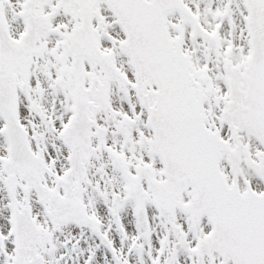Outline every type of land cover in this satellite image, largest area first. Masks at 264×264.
I'll list each match as a JSON object with an SVG mask.
<instances>
[{
  "label": "snow or ice",
  "instance_id": "6c2138e0",
  "mask_svg": "<svg viewBox=\"0 0 264 264\" xmlns=\"http://www.w3.org/2000/svg\"><path fill=\"white\" fill-rule=\"evenodd\" d=\"M0 264H264V0H0Z\"/></svg>",
  "mask_w": 264,
  "mask_h": 264
}]
</instances>
